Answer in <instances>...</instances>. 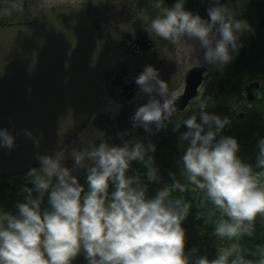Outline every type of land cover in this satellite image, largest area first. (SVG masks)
<instances>
[{"label":"clouds","instance_id":"obj_1","mask_svg":"<svg viewBox=\"0 0 264 264\" xmlns=\"http://www.w3.org/2000/svg\"><path fill=\"white\" fill-rule=\"evenodd\" d=\"M186 2L175 0L164 7L165 0H154L159 14L151 22L152 31L173 45L197 42L203 65L223 69L238 54L240 35L247 28L220 0H210L207 19L187 10ZM197 66L202 65L197 62ZM134 83L147 101L135 107L132 129L155 135L172 123L179 94L169 90L151 64L134 77ZM198 116L199 122L195 112L182 122L187 131L179 139L188 142L180 156L182 172L227 217L215 225V236H251L256 216H264V180L238 155V140L221 134L231 123L227 116L206 111L204 104ZM132 129L117 135L128 136ZM25 135L32 137L29 130ZM14 146L15 136L0 127V147L12 150ZM257 146L258 164L264 166V137ZM155 151L152 140L131 135L121 144L102 140L86 149H73L71 168L59 153H36L38 166L25 173L32 186L21 187L26 195L16 202L14 213L0 212V264H73L80 254L87 264H229L234 254L231 264H244L235 244L212 261L207 256L191 259L185 252L182 222L190 206L179 199L171 201L167 189L147 195L148 185L160 181ZM134 161L146 172L132 169L130 175ZM78 168L86 173V188L74 174ZM169 175L174 187L185 191V185L175 181L173 173ZM259 264H264V250Z\"/></svg>","mask_w":264,"mask_h":264},{"label":"flooded vegetation","instance_id":"obj_2","mask_svg":"<svg viewBox=\"0 0 264 264\" xmlns=\"http://www.w3.org/2000/svg\"><path fill=\"white\" fill-rule=\"evenodd\" d=\"M15 1L19 9L18 18H21L23 12L26 15L27 5L33 0L29 3L27 0ZM174 3L175 0H165L163 6L171 7ZM220 3L224 4L234 19L248 30L240 35L242 46L238 53H241L248 48L250 40H254L255 43L258 36L264 32L262 25L264 0H220ZM210 6V0H187L184 5L187 10L199 13L205 19L208 18L207 8ZM58 7H70L77 10L96 29L106 45L108 67L104 75L102 95L93 115L83 128L55 153L60 154L64 151L69 143L87 128L100 132L97 144L102 140H107L110 144H121L123 139H130L131 135H135L144 139L145 142L152 140L156 148H165L170 140L179 138L181 133L187 131L182 123L187 116L195 112L199 122L201 104H204L206 109L209 105L215 106L221 84L219 77L221 73L232 70L234 59L223 69L203 65V50L198 48L197 42L184 40L173 45L158 37L151 29L152 20L159 14V9L154 7V0H60L50 7L49 12L36 18L45 17ZM12 13L5 2L0 7V22L5 18L13 21L15 15ZM13 23L22 22L19 19L18 22L13 21ZM197 62L202 66H197ZM147 64L159 70L160 78L166 81L169 90L179 94L178 100L183 97L187 99L185 107L174 113L172 123H169L167 128L156 132L155 135L146 132L143 128L132 129L131 122L135 107L147 101V97L139 93L134 83V77ZM262 77V80L249 81L241 87L238 106L243 107L261 94V89H264V74ZM252 82H258L259 86L251 89L253 99L247 101L245 88ZM235 110L236 108H233L232 112ZM237 116L243 117L242 108L237 110ZM128 129H132L130 135L123 137L117 135ZM101 131L104 132L103 136ZM111 139L114 140L111 142ZM187 143L181 140L179 145H175V149L181 153ZM64 164L67 166L66 162ZM68 167L73 166L69 164ZM258 167L260 168L259 176L261 180H264V166L259 165ZM26 172L27 170L13 176H0V212L14 213L16 202L24 199L26 194L20 191L21 187L25 184L28 187L32 186L26 180ZM74 174L84 185L85 171L78 168ZM46 200L45 197V205ZM73 264H87V260L83 254H80Z\"/></svg>","mask_w":264,"mask_h":264},{"label":"water","instance_id":"obj_3","mask_svg":"<svg viewBox=\"0 0 264 264\" xmlns=\"http://www.w3.org/2000/svg\"><path fill=\"white\" fill-rule=\"evenodd\" d=\"M107 67L103 38L73 8L0 25V127L15 136L12 150L0 147V176L38 165L36 153H55L83 128L100 101ZM258 86H246L247 101ZM186 102L177 100V111Z\"/></svg>","mask_w":264,"mask_h":264},{"label":"trees","instance_id":"obj_4","mask_svg":"<svg viewBox=\"0 0 264 264\" xmlns=\"http://www.w3.org/2000/svg\"><path fill=\"white\" fill-rule=\"evenodd\" d=\"M27 2L29 3L30 0ZM8 24L12 23L0 22L1 26ZM262 25L264 28V22ZM261 34L255 43L254 40H250L248 48L235 55L232 70L221 73L217 102L215 106L209 105L206 109V111L216 113L221 117L227 116L231 120L222 133L238 140L240 145L238 155L258 175L260 168L258 167L259 149L257 145L259 139L264 137V89H261V94L254 101L250 103L245 101L247 104L243 107L238 106V103L240 102L241 87L249 81L262 80L263 78L264 32ZM233 108H236L235 112H232ZM239 108H242L243 117L237 116ZM180 142L181 139L175 138L170 140L165 148H156L153 155L156 166L159 168L160 181L148 185L147 195L151 197L159 189H167L171 201L179 199L182 203H187L190 206L189 214L182 222V227L185 229V252L191 259H195L197 256H207L208 260L212 261L220 252L235 244L239 246V255L243 258L244 264H259L261 251L264 250V216L259 214L256 216L251 236L244 235L233 239L215 236L213 234L215 225L222 219L226 220L227 217L223 216L208 200L204 190L188 183L182 172L180 161L183 152L180 153L175 149V145H179ZM132 169L140 173L146 172L144 166L138 161L132 163V168L129 170L130 175L133 174ZM170 172L174 174L175 181L185 185V191L181 192L174 187ZM145 182L147 181L145 180ZM84 187H87L85 182ZM193 248L197 251L192 252ZM235 255L229 257V264L235 259Z\"/></svg>","mask_w":264,"mask_h":264},{"label":"rangeland","instance_id":"obj_5","mask_svg":"<svg viewBox=\"0 0 264 264\" xmlns=\"http://www.w3.org/2000/svg\"><path fill=\"white\" fill-rule=\"evenodd\" d=\"M53 1L54 0H33L31 1V3L27 5L26 15L23 12L21 15V18H18L19 9H18V5L15 0H5V1L0 0V7L6 2V4H8V7L13 12L12 15H15L14 20H13L14 22H18L19 19L21 20V22H25V21L27 22L33 19L34 17L40 16L41 14H45L49 12L51 10L50 8L51 6L60 2V0L56 3ZM63 1H67V0H63ZM13 21H11L8 18H5L2 22L3 23H13ZM99 138H100V132L95 131V130H90L89 128L85 129L75 140L69 143V145L64 151L60 153L61 155L65 156L63 163L66 162L67 166L69 164H72L73 166V162L69 156V153H71L73 149H77V150L86 149L89 147L91 143H97V139ZM112 140L114 139H111V142Z\"/></svg>","mask_w":264,"mask_h":264}]
</instances>
